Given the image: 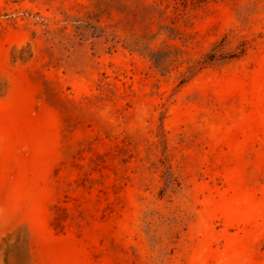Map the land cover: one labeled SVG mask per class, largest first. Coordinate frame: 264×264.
I'll use <instances>...</instances> for the list:
<instances>
[{
    "label": "rangeland",
    "instance_id": "1",
    "mask_svg": "<svg viewBox=\"0 0 264 264\" xmlns=\"http://www.w3.org/2000/svg\"><path fill=\"white\" fill-rule=\"evenodd\" d=\"M0 264H264V0H0Z\"/></svg>",
    "mask_w": 264,
    "mask_h": 264
}]
</instances>
